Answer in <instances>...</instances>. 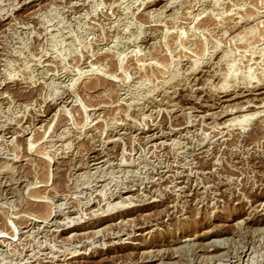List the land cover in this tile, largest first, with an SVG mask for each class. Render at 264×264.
<instances>
[{"label":"rangeland","instance_id":"374dc122","mask_svg":"<svg viewBox=\"0 0 264 264\" xmlns=\"http://www.w3.org/2000/svg\"><path fill=\"white\" fill-rule=\"evenodd\" d=\"M2 233L0 264H264V0H0Z\"/></svg>","mask_w":264,"mask_h":264},{"label":"bare ground","instance_id":"6f19581e","mask_svg":"<svg viewBox=\"0 0 264 264\" xmlns=\"http://www.w3.org/2000/svg\"><path fill=\"white\" fill-rule=\"evenodd\" d=\"M257 92V91H256ZM259 92H261V91H259ZM242 95V94H241ZM229 96H230V94H229ZM228 98V97H227ZM225 100V99H224ZM221 113V112H220ZM155 135V134H154ZM9 235V234H8ZM0 238H6V236H5V234H0ZM216 256V255H215ZM219 257V256H218ZM222 258V257H221ZM203 262V261H202ZM178 264V263H177Z\"/></svg>","mask_w":264,"mask_h":264}]
</instances>
